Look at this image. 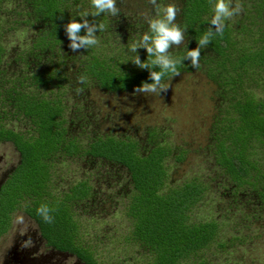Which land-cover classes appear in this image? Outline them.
Masks as SVG:
<instances>
[{"label":"trees","instance_id":"trees-1","mask_svg":"<svg viewBox=\"0 0 264 264\" xmlns=\"http://www.w3.org/2000/svg\"><path fill=\"white\" fill-rule=\"evenodd\" d=\"M169 1L157 0V5L162 8ZM242 1L257 19H264V0ZM170 4L179 9L175 23L185 30V43L169 50L180 59L211 27L215 31L210 24L215 0ZM82 11H95L91 0H0V142L10 143L18 153V162L0 182V236L8 230L12 213L21 209L48 247L82 264H100L82 240L74 217L79 205L94 204L97 190L90 183L91 174L64 190L53 185L60 178L59 164L81 161L90 169L107 167L106 175L99 177L115 183L111 198L122 200L130 226L125 241L143 251L141 264L192 262L216 242L220 230L214 219L192 218L206 187L195 178L170 180L166 161L174 150L155 132L143 140L101 132L90 119L91 109L70 104L72 97L90 88L120 93L151 83L149 71L132 63L136 54L130 51L149 26L121 10L116 16H89L90 22L104 26L96 33L99 43L73 52L64 25L71 18L82 22ZM239 30L246 35L234 33L225 23L223 35H214L201 49L199 64L207 66V77L228 101L211 126L208 148L233 193L241 192L264 208V101L245 88L247 78L254 82L253 77L264 71V28L258 35L245 26ZM20 31H30V36L9 47L8 33ZM137 53L142 62L151 59L144 48ZM192 69L190 60L178 65L180 73ZM81 75L86 80L78 84ZM170 77L171 73L162 83ZM174 158L180 161L181 154ZM42 205L52 210L51 223L38 215Z\"/></svg>","mask_w":264,"mask_h":264},{"label":"rangeland","instance_id":"rangeland-1","mask_svg":"<svg viewBox=\"0 0 264 264\" xmlns=\"http://www.w3.org/2000/svg\"><path fill=\"white\" fill-rule=\"evenodd\" d=\"M236 3L242 5L241 13L225 22L233 26L234 33L244 34L239 30L242 26L256 34L264 28V19H257L242 0H232L233 6ZM116 5L127 17H134L133 21H142L145 25L157 14L150 0H116ZM29 36L30 31L11 32L6 39L9 47H16ZM253 79L254 82L246 79L245 88L264 101V71ZM163 84L168 89L161 95L133 94L134 91L107 93L90 88L88 93L72 97L70 104L76 102L75 107L84 105L91 109L90 119L96 121L101 132L130 135L138 140L146 139L150 131L155 132L157 139L172 148L175 155L181 154L180 161L174 154L166 161L170 180L180 183L195 178L206 187L192 218L216 220L219 235L205 254L187 264H264V208L241 192L233 193L231 183L219 175L208 148L211 126L228 101L220 94L217 84L207 77L204 64L172 76ZM17 162L18 153L13 146L0 142V182ZM90 168L85 162L65 161L58 165L60 178L53 184L56 189L64 190L91 174L90 183L97 190L94 204L90 201L87 206L79 205L74 215L82 240L100 264H141L143 251L125 241L130 226L122 211V200L111 198L115 183L109 184L99 177L102 173V177L106 175L107 167ZM21 216L23 223L18 222ZM25 242L27 246L22 247ZM25 255L27 260L23 264H82L75 256L48 247L35 222L18 209L11 215L8 230L0 236V264H21L20 259Z\"/></svg>","mask_w":264,"mask_h":264},{"label":"clouds","instance_id":"clouds-1","mask_svg":"<svg viewBox=\"0 0 264 264\" xmlns=\"http://www.w3.org/2000/svg\"><path fill=\"white\" fill-rule=\"evenodd\" d=\"M150 3L157 8V14L155 17L149 19L148 32L144 33L138 43H133L130 51L135 53V58L132 63L140 69H147L149 71L148 82H141V85L134 88L133 94H159L167 91L168 86L162 83V80L169 73L173 77L179 76L178 65L182 64L184 60H190L193 68H199V60L201 49L206 48L214 35H223V29L225 22L236 15H239L242 11V5L236 3L232 4V0H215L213 6V16L210 20L211 27L207 33H205L198 41L197 47L191 50H187L186 54L180 59H174L170 54V49L175 45L179 46L184 43L185 30L175 23L177 13L179 9L174 4H167L162 8L157 5V0H150ZM91 7L95 9L94 12L82 11L78 14L82 22H78L76 18H71L67 24L64 25L67 38L70 43L69 49L73 52H77L80 49H89L99 43L96 36L98 31H102L104 26L97 24L94 20L89 21L88 17H97L103 13L116 16L119 13V9L116 5V0H91ZM84 34L81 35V31ZM144 48L147 51V58L141 61L137 49ZM159 69V71L154 69ZM78 84H83L86 77L81 75L77 78ZM81 88H77V92H81ZM52 210L46 205H42L37 209L38 215H40L45 222L51 223L53 217L50 215ZM18 222L23 223V217H18ZM41 237V236H40ZM27 243L22 244V247H26Z\"/></svg>","mask_w":264,"mask_h":264},{"label":"flooded vegetation","instance_id":"flooded-vegetation-1","mask_svg":"<svg viewBox=\"0 0 264 264\" xmlns=\"http://www.w3.org/2000/svg\"><path fill=\"white\" fill-rule=\"evenodd\" d=\"M56 252H58V253H61V252H59V251H56ZM63 254H66V253H63ZM68 255V254H67ZM70 255V254H69ZM24 256V255H23ZM22 258H24V259H20V263L21 264H23L24 263V261H26L27 260V257H26V255H25V257H22ZM37 264H41V263H37Z\"/></svg>","mask_w":264,"mask_h":264}]
</instances>
